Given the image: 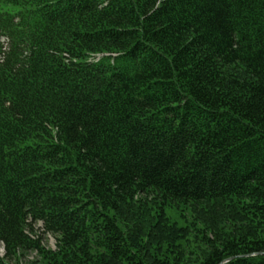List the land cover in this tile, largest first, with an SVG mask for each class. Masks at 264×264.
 <instances>
[{"label":"trees","instance_id":"obj_1","mask_svg":"<svg viewBox=\"0 0 264 264\" xmlns=\"http://www.w3.org/2000/svg\"><path fill=\"white\" fill-rule=\"evenodd\" d=\"M2 245L264 264V0H0Z\"/></svg>","mask_w":264,"mask_h":264},{"label":"rangeland","instance_id":"obj_2","mask_svg":"<svg viewBox=\"0 0 264 264\" xmlns=\"http://www.w3.org/2000/svg\"><path fill=\"white\" fill-rule=\"evenodd\" d=\"M181 216L182 215L178 216L177 214L171 215L172 219H174V218L176 219V218H179ZM181 218H183V217H181ZM36 234L41 236L42 242L44 243L45 246H47L49 248H56L57 238L55 237L54 234L49 233V232H45L43 229V224L41 222H39L36 225ZM191 248L193 249V247H191ZM0 253L2 255L5 254V249H4L3 245L0 246ZM191 255H193V254H191ZM36 256H37L36 251L28 250L27 252L21 254L20 264H29V261L34 260ZM10 264H17V260L16 259L10 260Z\"/></svg>","mask_w":264,"mask_h":264}]
</instances>
